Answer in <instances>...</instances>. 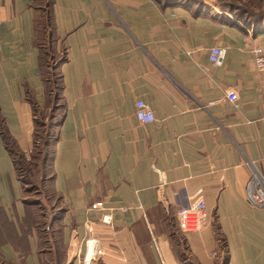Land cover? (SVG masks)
I'll return each mask as SVG.
<instances>
[{
  "label": "crops",
  "instance_id": "0c3cea01",
  "mask_svg": "<svg viewBox=\"0 0 264 264\" xmlns=\"http://www.w3.org/2000/svg\"><path fill=\"white\" fill-rule=\"evenodd\" d=\"M39 1L0 0V115L27 158L35 109L51 107ZM50 8L46 48L58 58L60 100L47 187L58 204L41 246L0 136V264H88L89 239L102 250L90 264H264V209L245 194L251 165L264 176V74L253 59L264 49V0H53ZM215 46L227 48L221 66L209 58ZM231 90L237 103L226 98ZM139 100L154 122L138 120ZM200 194L208 223L184 232L178 211ZM96 202L104 209L89 210Z\"/></svg>",
  "mask_w": 264,
  "mask_h": 264
},
{
  "label": "trees",
  "instance_id": "16d2710c",
  "mask_svg": "<svg viewBox=\"0 0 264 264\" xmlns=\"http://www.w3.org/2000/svg\"><path fill=\"white\" fill-rule=\"evenodd\" d=\"M52 4H53V0H48V6H47L48 10L46 12V16L44 17L46 20L44 22V39H42L41 41L40 38L37 37V44L41 48L42 63H43L44 56L49 57L48 54H50L48 49L46 48L47 47L46 42H48L49 36L51 34L52 18H51V8L50 7L52 6ZM39 7L41 8L40 12H42L43 11L42 7L41 6ZM38 19H37V32H39ZM57 59L52 58V63L51 64L48 63V65L50 66V69L55 74L54 78L47 79V77L45 76L46 71H44V66H43L44 77L47 80V83L49 82L47 85V94H48V98H50L51 100V107L49 111H44L40 113V115H38V111L35 109L36 117H35V130H34V137H33L34 147L30 154V157L27 158L25 155H23L19 151L16 141L9 133L4 123V119L0 115V136L4 142L6 149L9 151V153L11 154L13 158L17 178L21 181V183L24 186V200H26V204L29 206H31V204L28 202L27 196L29 192L31 191L29 190V187H28L29 184L25 176L23 167L20 165V163L23 160L26 161L29 165V168L26 167L29 173H31V170H37L38 173H40L42 176L45 175L47 168H50V159L52 155L51 147L55 141L53 129L57 123V112H58L57 110H59L58 102L60 100V97H59L60 78L57 76V74L55 73L53 69V67H55V63H57L56 62ZM48 163H49V167L47 166ZM50 176L51 174H49V176L48 175L46 176L49 181H50ZM48 183H47V186H48ZM34 224L39 230L41 225H37V220L34 221ZM39 232H40L39 235L42 234V231L39 230ZM40 243H41V246L44 244L42 241V238H41Z\"/></svg>",
  "mask_w": 264,
  "mask_h": 264
},
{
  "label": "built area",
  "instance_id": "2783aa9c",
  "mask_svg": "<svg viewBox=\"0 0 264 264\" xmlns=\"http://www.w3.org/2000/svg\"><path fill=\"white\" fill-rule=\"evenodd\" d=\"M227 48L223 46H215L210 51V61L213 65L221 66L225 61ZM253 59L256 69L264 74V49L262 47H255L253 50ZM261 99L264 107V85L260 90ZM227 100L231 103H237L239 100V94L236 90H231L227 93ZM136 117L143 123H152L155 121V115L149 105L143 100H139L136 103ZM253 172L246 186V198L251 206L264 209V176L261 175L256 168L251 165ZM104 203L96 202L89 207V210H103ZM178 223L179 227L184 232H196L202 230L208 223V213L202 194L198 195L189 207L180 209L178 211ZM102 222L110 224L112 222L111 215H104ZM151 224L152 219H148ZM88 253L85 260L88 264L91 263L90 250L91 246L94 247V257L102 254V250L99 248L98 243L93 239L87 241Z\"/></svg>",
  "mask_w": 264,
  "mask_h": 264
},
{
  "label": "rangeland",
  "instance_id": "374dc122",
  "mask_svg": "<svg viewBox=\"0 0 264 264\" xmlns=\"http://www.w3.org/2000/svg\"><path fill=\"white\" fill-rule=\"evenodd\" d=\"M37 5L41 6L43 10L42 12L39 13V19H38V30H39L38 37L42 41V39H44V22L46 21L44 17L46 16V12L48 10L47 8L48 0H40L37 3ZM48 56L49 57L44 56L43 66H44V71H46L45 76L47 77V79H52L54 78L55 74L53 73V71L50 69V66L48 65V63L50 64L52 63L51 56L50 55ZM57 111L59 112V110ZM20 165L23 167L25 176L29 184L28 187H29V190L31 191L29 192L27 196L28 202L35 209V213H36L35 217L37 220V225H41L39 230L42 231V234H40V237L42 238V241L44 242V240L46 239L45 235L49 237V234L52 230V228H50V225H49L50 224L49 215L53 213L55 209L54 205L56 203L58 204L57 197L54 196L51 192L52 189L51 188L48 189L47 187V183L49 182V180L46 176L47 175L49 176V174H51V170L50 168H47L45 175L42 176L40 173H38L37 170H31V173H29L27 169L29 168V165L24 160L21 161ZM47 166L49 167V163L47 164ZM43 246H46V245L43 244Z\"/></svg>",
  "mask_w": 264,
  "mask_h": 264
},
{
  "label": "bare ground",
  "instance_id": "6f19581e",
  "mask_svg": "<svg viewBox=\"0 0 264 264\" xmlns=\"http://www.w3.org/2000/svg\"><path fill=\"white\" fill-rule=\"evenodd\" d=\"M94 247L93 246H91V250H90V256H89V258L91 259V261H92V259L94 258Z\"/></svg>",
  "mask_w": 264,
  "mask_h": 264
}]
</instances>
